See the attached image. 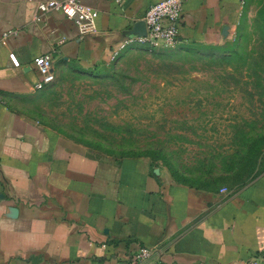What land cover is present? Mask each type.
<instances>
[{
    "label": "crops",
    "instance_id": "obj_1",
    "mask_svg": "<svg viewBox=\"0 0 264 264\" xmlns=\"http://www.w3.org/2000/svg\"><path fill=\"white\" fill-rule=\"evenodd\" d=\"M46 1L0 0V39L18 32L0 46V264H131L142 247L159 251L153 264H264V170L238 163L230 185L175 181L148 158L95 157L36 116L34 58L51 55L54 74L96 68L162 0H82L97 12L84 36L61 12L35 22ZM257 13L264 0H187L180 43L220 44Z\"/></svg>",
    "mask_w": 264,
    "mask_h": 264
},
{
    "label": "rangeland",
    "instance_id": "obj_2",
    "mask_svg": "<svg viewBox=\"0 0 264 264\" xmlns=\"http://www.w3.org/2000/svg\"><path fill=\"white\" fill-rule=\"evenodd\" d=\"M40 90L41 123L95 157L148 158L193 185L264 170V13L220 44L131 42L96 68L65 64Z\"/></svg>",
    "mask_w": 264,
    "mask_h": 264
},
{
    "label": "built area",
    "instance_id": "obj_3",
    "mask_svg": "<svg viewBox=\"0 0 264 264\" xmlns=\"http://www.w3.org/2000/svg\"><path fill=\"white\" fill-rule=\"evenodd\" d=\"M31 1V0H29ZM187 0H162L150 6L144 16L145 34L133 37L127 43H137L148 50L157 47H173L180 43L178 34L179 23ZM50 12H61L68 20H71L78 28L80 35L95 32V18L97 12L82 0H50L37 4L33 16L35 22H40L41 17ZM18 32L7 30L1 35L0 46L5 45L10 37ZM8 60L12 67L18 68L19 61L13 52L8 54ZM32 64L40 76L39 82L34 85L35 90H40L51 85L55 81L53 72V59L49 54L39 55L33 59ZM223 189L221 192H225ZM159 254L156 248H140L134 255L131 264H153L152 260ZM241 264H261L257 260L241 262Z\"/></svg>",
    "mask_w": 264,
    "mask_h": 264
},
{
    "label": "water",
    "instance_id": "obj_4",
    "mask_svg": "<svg viewBox=\"0 0 264 264\" xmlns=\"http://www.w3.org/2000/svg\"><path fill=\"white\" fill-rule=\"evenodd\" d=\"M141 24H142L143 32L136 34V36L145 34V25L143 22Z\"/></svg>",
    "mask_w": 264,
    "mask_h": 264
}]
</instances>
